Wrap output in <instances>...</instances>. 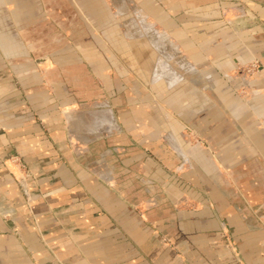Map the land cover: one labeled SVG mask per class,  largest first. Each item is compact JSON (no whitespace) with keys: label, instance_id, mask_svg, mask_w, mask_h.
Segmentation results:
<instances>
[{"label":"crops","instance_id":"crops-1","mask_svg":"<svg viewBox=\"0 0 264 264\" xmlns=\"http://www.w3.org/2000/svg\"><path fill=\"white\" fill-rule=\"evenodd\" d=\"M222 228L264 264V0H0V264H234Z\"/></svg>","mask_w":264,"mask_h":264},{"label":"rangeland","instance_id":"rangeland-1","mask_svg":"<svg viewBox=\"0 0 264 264\" xmlns=\"http://www.w3.org/2000/svg\"><path fill=\"white\" fill-rule=\"evenodd\" d=\"M90 30H91V32H94L95 34L97 33V30H94L92 27H90ZM105 43L108 44V42H105ZM120 60H121V64L124 65V60L123 59H120ZM261 69H262V63L259 61V59L251 56L246 62L236 63L229 72H227L223 75H224L225 80H227L229 82L230 88H232L235 97L239 100L248 102L249 100H251L254 97V91L255 90H254L253 83L256 80L257 76L259 75ZM13 76H14V79H17L16 74H14ZM193 77L194 76L192 74H189V76H187V80L190 81ZM203 87L206 88V90H204V91H209L214 86H213V83L211 85H209L208 83L207 84L203 83L202 85H199V87L197 89L202 90ZM112 91L115 93V90H112ZM125 91H128V90L126 89ZM103 100H104V98L99 99V101H103ZM90 102H96V100H92ZM90 102H84V103L87 104ZM232 111H233V109L232 110L230 109V112H232ZM258 121L262 122L261 120H258ZM183 137H184V139H182L183 145H185V147H187V148H203V149L207 150V152H208V150H210V146L208 144V141L210 138H207V140H206V138L196 134L190 128H184ZM154 140L155 141L157 140L158 143H155V145H157L159 147L161 145L162 146L165 145L167 147V145H168V144L163 145V143L161 142L162 139L160 137H158ZM148 141H151V140L146 139L145 137H139L136 142L135 141L132 142V143H134L133 147H135L137 149L148 147L149 144L151 143ZM148 155H152V154L148 153ZM198 156H197L196 160H199ZM158 157H159V155H157V152L155 151L153 153L152 158L155 159L156 161H158ZM15 159H16L15 157L11 158V160H15ZM129 159H130V157H125L124 160H129ZM191 160L192 161L194 160L192 158V156H191ZM170 161L172 164H177V162H179L180 159L177 156H175V157L172 156ZM198 170H200V169H198ZM191 171H192V169H187V172H191ZM133 172L134 173H132L130 175H132L134 177L144 176L143 170H137V171H133ZM170 174H171V176L173 175L174 177L178 176L176 168H173V169L171 168ZM159 189L160 190L162 189L161 185L159 186ZM185 195H188V194H185ZM159 203L160 202H158V201L154 202L153 205H151L152 208L153 209L157 208ZM169 203L171 204V207L173 209H179V210L196 211L199 208H201L200 202L197 200H193L190 196H185V200H181L180 202L176 203V202L169 201ZM220 238L223 242L225 254H227V256H229L232 259L234 264H241V258H240L238 248L236 246V242L232 238L230 232L228 230H226V228L221 229ZM160 241L162 242V244L164 246H166L170 250L174 251L178 256L180 255L177 252V250H175V248L172 246V243L168 239H166L164 236H161Z\"/></svg>","mask_w":264,"mask_h":264}]
</instances>
